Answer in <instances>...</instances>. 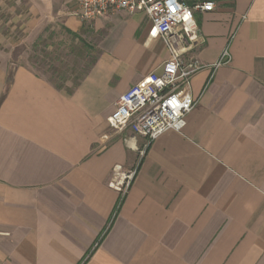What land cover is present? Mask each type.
I'll use <instances>...</instances> for the list:
<instances>
[{
	"label": "crops",
	"instance_id": "crops-1",
	"mask_svg": "<svg viewBox=\"0 0 264 264\" xmlns=\"http://www.w3.org/2000/svg\"><path fill=\"white\" fill-rule=\"evenodd\" d=\"M193 4L203 0H180ZM196 13L197 99L182 131L146 139L107 121L169 57L146 13L94 22L78 0H0V264H264V0ZM56 20L92 27L97 56L57 85L19 47ZM137 168L124 198L115 165Z\"/></svg>",
	"mask_w": 264,
	"mask_h": 264
},
{
	"label": "built area",
	"instance_id": "built-area-1",
	"mask_svg": "<svg viewBox=\"0 0 264 264\" xmlns=\"http://www.w3.org/2000/svg\"><path fill=\"white\" fill-rule=\"evenodd\" d=\"M215 8L213 0L193 4L180 0H78V7L72 10L73 15L87 22L123 12L146 13L151 20L150 37L160 38L167 45L168 59L123 93L107 118L116 131L130 130L132 138L140 135L146 139L144 148L138 149L141 156L161 134L184 129L187 115L197 104L192 93L193 76L205 67L217 69L231 60L228 49L212 65H205L191 55L205 41L196 13ZM136 173L137 168L125 170L117 164L109 186L124 198Z\"/></svg>",
	"mask_w": 264,
	"mask_h": 264
},
{
	"label": "rangeland",
	"instance_id": "rangeland-1",
	"mask_svg": "<svg viewBox=\"0 0 264 264\" xmlns=\"http://www.w3.org/2000/svg\"><path fill=\"white\" fill-rule=\"evenodd\" d=\"M46 1L54 7L61 2ZM18 51L36 72L57 85H65L79 79L96 58L97 40L91 26L83 34L73 35L54 19L32 37H26Z\"/></svg>",
	"mask_w": 264,
	"mask_h": 264
},
{
	"label": "trees",
	"instance_id": "trees-1",
	"mask_svg": "<svg viewBox=\"0 0 264 264\" xmlns=\"http://www.w3.org/2000/svg\"><path fill=\"white\" fill-rule=\"evenodd\" d=\"M70 34H73V35H75L74 33H72L71 31H69V30H67Z\"/></svg>",
	"mask_w": 264,
	"mask_h": 264
}]
</instances>
